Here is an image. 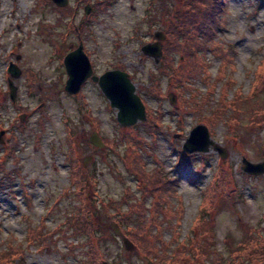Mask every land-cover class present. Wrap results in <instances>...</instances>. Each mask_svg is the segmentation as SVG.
I'll use <instances>...</instances> for the list:
<instances>
[{"label":"rangeland","instance_id":"obj_1","mask_svg":"<svg viewBox=\"0 0 264 264\" xmlns=\"http://www.w3.org/2000/svg\"><path fill=\"white\" fill-rule=\"evenodd\" d=\"M33 1L16 0L17 4L13 5L18 8L19 3V8L14 9V13L8 15L7 19L10 9H0V121L5 127L14 128L18 138L17 156L20 159L19 174L14 175L12 186L16 197H11L8 189L0 192V254L7 250L12 237L16 238L15 244L22 243L26 246L28 225L38 228L42 218L47 217L44 231H61L55 232L53 243L47 248H29L25 258L18 259V264H81L88 260L83 254L88 249L85 238H74L71 236L72 231L65 227L66 214L72 215L78 204L75 195L65 193L71 183L72 158L76 156L83 169L92 171L96 167L98 192L105 202L111 204V200L123 201L126 198L125 186H130L139 198L143 196V191L138 185L139 179L131 167V158L124 146L112 151L91 144L90 137L95 131L93 117L100 123L102 137H117L121 130L130 127L123 128L119 125L117 110L111 108L98 84L93 81L83 86L81 93L84 98L65 91L68 76L63 60L76 46H70L72 37L67 44L65 35L61 34L65 31L66 21L62 19L53 24L49 10L40 9L37 3L35 9H30ZM42 1L41 4L46 8L48 1ZM114 1L112 7L99 13L86 29L85 50L90 54L96 75L124 66L126 72L133 77L136 92L145 98L153 111L163 107V123L170 128L161 129L156 137L148 135L143 127L138 130L146 140L153 141L155 147L153 151L147 149L146 152L148 171H154L157 160H160L163 162L164 172L178 179L175 193L177 197L171 202L176 211L182 208L184 214L179 225L176 220L171 222L172 228L168 223L163 225L164 240L168 243L175 241L174 246H180L189 237L198 234L193 231L192 225L200 215L199 210L204 202L202 192L214 179L219 161L228 160L233 165L231 176L241 188V196L235 195L231 200L219 197L216 200L215 207L205 217L204 223L213 232L209 238L202 237L200 241H212L209 253L213 262L208 261V264H245L235 260L236 252L243 249L245 251L249 237L264 241V180L258 183L248 181L246 184L244 180L248 175L241 169L242 158L246 157L253 163L264 161V129L258 132L250 125V119L241 118L245 125L240 131L244 132L246 139L238 143L235 149L233 139L226 137L231 127L220 123L211 139L215 145L227 151L226 158L221 159L211 148L207 153L212 154L208 169L198 178L196 174L200 172L199 161L188 164L183 169L177 168L178 152L182 150L190 131L205 124L198 122L192 110L183 114V126L178 122V115L174 113L178 110L176 94L167 88V77L158 73L157 64L161 57L152 58L144 54L142 48L156 43L155 34L164 33L169 24L170 19L161 10L162 3L167 2L173 9H181L183 0ZM258 6L257 0H228V11L224 16L226 24L218 31L220 38L237 51L236 72L233 77L238 81L237 87L242 86L244 95L248 93L256 66L264 58V2ZM233 12L237 14L232 16ZM16 23L19 24L18 27ZM78 32L83 36L81 31L72 33ZM163 41H160L161 45ZM9 63H17V68L23 74L11 78L6 71ZM218 65L219 61L213 60L212 75L217 73ZM155 75L161 79L160 92L152 90L155 87ZM8 77L18 88L14 102L8 88ZM195 85L205 91L201 77L195 80ZM143 88L151 89L153 94L144 95ZM219 99L220 87L213 96V102H218ZM85 100L92 117L85 113ZM257 102L264 105V96H260ZM246 107L254 108L250 102L246 103ZM68 126L75 129L71 138L72 147L66 130ZM5 137H2L3 143L0 141L2 147L5 146ZM16 137H12L13 142ZM170 141H174V147ZM200 154L202 153L192 155ZM6 165L8 170L15 168L12 159H8ZM23 184L31 197L29 202V197L23 194ZM56 200L60 201L58 209L51 208ZM151 202L148 199V203ZM49 209L50 213L45 217ZM96 222L102 230L101 237L106 240L102 247L108 262L146 264L139 258L136 249L127 251L124 248L122 241L111 229L112 219L106 214V209L100 208ZM218 253L223 254V262L215 260L214 256ZM196 261L199 263V260ZM244 261L246 262L245 259Z\"/></svg>","mask_w":264,"mask_h":264},{"label":"trees","instance_id":"obj_2","mask_svg":"<svg viewBox=\"0 0 264 264\" xmlns=\"http://www.w3.org/2000/svg\"><path fill=\"white\" fill-rule=\"evenodd\" d=\"M257 1L259 2L258 7L264 2V0ZM39 2L41 3V0ZM114 2V0H109L107 3L102 4L99 9H96V12L87 21V28L99 13L108 11V8L112 7ZM87 3L90 2L87 1ZM162 6L163 15L167 16L170 21L163 33L165 39L162 43V56L157 68L160 76L167 77V88L176 94L178 110L174 113L178 115V122L183 126V114L192 110L198 122L208 127L211 137H214L215 129L220 123L230 126L231 129L226 137L229 140L233 139V147L236 149L237 144L246 139L244 132L240 131L245 125L241 118L250 119V125L255 127L254 130L258 132L264 129V105L257 102L260 96L261 98L264 96V58L256 66L248 93L244 95L242 86L237 87L238 81L233 77L236 72L235 58L237 51L234 46L227 45L218 34L219 29H223L226 24L224 16L228 11V0H183L181 9H173L167 2L162 3ZM88 56L90 57V54ZM177 56L179 59H177ZM213 60L219 61L215 75H212L211 72ZM114 69L126 72L124 66L114 67ZM155 77V87L152 90L160 92L161 79L157 78L156 75ZM199 77H201V82L205 86V91H202L196 85L194 86L195 80ZM131 78L133 80V77ZM219 87L220 99L218 102H213V96ZM143 92L144 95L151 96L153 94L151 89L143 88ZM231 92L232 96L230 97ZM80 96L84 98L82 93L79 94ZM142 98L146 107L147 120L145 122L121 130L117 137L110 138L100 135L102 142L109 150L117 151L120 146L125 147L131 158V167L137 179H139L138 185L141 186L143 191L141 198L136 195L130 186H125L126 198L123 201L111 200V204L105 202L98 192L99 182L96 167L94 166L92 171L86 170L79 166L76 156L71 160V183L65 193L71 192L75 195L78 204L75 206L72 215L66 214L65 227L67 230L72 231L71 236L74 238H85L88 249L83 254L88 257V260L85 258L86 260L82 261L81 264L117 263L108 262L103 251L102 246L106 240L101 237L102 230L96 222L100 208L106 209V214L133 243L139 258L146 264H208V261L213 262L209 253L212 249V241L210 239L200 241V238L207 239L213 232L211 228H206L204 223L205 217H208L215 207L216 200L219 197L231 200L235 195L237 197L241 196L239 193L241 188L233 181L231 176L233 165L228 160L219 161L214 179L202 192L204 202L199 210L200 215L192 225L193 231L198 234L189 237L181 245L179 244L182 248L174 246L175 241L166 242L164 240L163 225L168 223L169 227L172 228L171 222L175 220L179 225L184 210L181 208L176 211L172 205V199L177 197L175 193L177 192L178 179L164 172L163 162L157 160L154 171H148L147 169L145 160L147 149L153 151L155 147L153 141L149 142L145 136L141 135L142 133L138 130L139 127H143L148 135L152 134L156 137L158 131L161 132V129L170 128V126H164L163 117L165 112L163 107L160 106L156 111H153L145 98ZM249 102L254 108L248 109L246 107V103ZM83 103L85 113L92 117L91 110L87 107V101L85 100ZM240 103L241 105H239ZM14 104L16 105V102ZM37 110H39V107ZM92 122L94 130L100 134V123L94 117ZM0 130L6 132L5 146H0V192L8 189L10 196L15 198L16 194L12 191V186L15 181L14 175L19 174L20 159L16 150L18 138L15 136L14 128L5 127L1 121ZM66 130L72 147L73 141L71 138L75 133V129L68 126ZM12 137H16L15 142H13ZM173 142L170 141L172 147L175 146ZM71 152L73 153V149H71ZM177 156L176 166L179 169L186 168L188 164L199 161L200 172L196 174L198 178L208 169V162L211 160L212 154L185 155L180 149ZM8 159H12L15 168L7 169ZM248 178V176L245 177L246 184L249 181ZM122 181L126 184L124 180ZM23 194L25 197H29L27 199L29 202L31 197L24 184ZM148 199H151L152 202L148 203ZM59 205L60 201L56 200L51 208L58 209ZM48 213H50V209L45 217ZM46 218H42L38 228L28 225L25 238L26 246L22 243L15 244L16 238L12 237L7 244V250L0 254V264H14L18 259L23 260L31 247L47 248L50 246L53 243L52 238L55 232L61 230L57 229L54 233L45 232ZM63 234H65L64 231ZM263 245L264 241L261 238L249 237L245 251L244 249L237 251L235 260L238 261L239 259L245 264H264ZM170 250H172L171 253ZM222 255L221 253L215 254V260L223 262ZM241 257H244L247 263ZM196 259L199 260V263ZM20 264L23 263L20 262ZM230 264L234 263L230 262Z\"/></svg>","mask_w":264,"mask_h":264},{"label":"water","instance_id":"obj_3","mask_svg":"<svg viewBox=\"0 0 264 264\" xmlns=\"http://www.w3.org/2000/svg\"><path fill=\"white\" fill-rule=\"evenodd\" d=\"M58 4L65 3V0H52ZM157 40L154 44H148L142 48V52L152 58L162 56L161 40H164L163 33H156ZM64 67L67 73L65 91L71 95H77L88 79L98 84L102 94L109 101L111 108L116 109V119L123 128L135 126L137 123L147 120L146 107L141 97L136 92V86L132 82L130 74L119 69L108 70L102 75H94L91 60L84 51V44L69 52L64 57ZM13 78L20 75L10 63L8 70ZM10 96L12 101L16 96L17 88L13 85L9 78ZM5 131L0 132V141L3 143L2 137ZM90 142L94 147L104 148L105 145L100 135L94 131L90 137ZM213 148L221 157L225 159L227 151L217 145L211 139L209 129L206 125H198L194 127L187 137L182 150L184 153L192 155L195 153L207 154ZM242 171L249 176L264 175V161L261 163H253L246 157L242 158ZM111 229L114 234L122 241L127 251L135 249L133 243L121 232L119 226L112 221ZM17 264V263H15Z\"/></svg>","mask_w":264,"mask_h":264},{"label":"flooded vegetation","instance_id":"obj_4","mask_svg":"<svg viewBox=\"0 0 264 264\" xmlns=\"http://www.w3.org/2000/svg\"><path fill=\"white\" fill-rule=\"evenodd\" d=\"M47 1H48L47 7L45 8V7H43V5L38 0H34L31 3L30 9H35L36 3H37L38 6H40L39 7L40 9H46V11L49 10L51 12V14H52L51 22H53V24H56V21H60L62 19H63V21H66L65 31H63V33H61V34L65 35L66 43L69 44V42H71V37H72L73 42H72V44H70V46L78 47L80 43H83L84 46L86 47L85 41H86L87 21L93 16V14L96 12V9H99L102 4L107 3L109 0H89L90 3H87L88 0H65V3H63V4H58L57 2H54L52 0H47ZM9 11L10 12L6 15V19H7L8 15H11L12 13H14V9H10ZM16 26L18 27L19 24L16 23ZM73 31H75V32L81 31L83 36L80 34V32H78L77 34H74V33H72ZM91 64L93 67V74L96 75L92 61H91ZM9 65H10V63H9ZM9 65L7 66V70H8ZM16 65H17V63L16 64L13 63V67L17 71H20V75H21V73L23 74V71L21 69L17 68ZM131 77H132V75H131ZM87 82H92V80L88 79L86 81V83ZM83 86H82V88H83ZM8 88L10 90L9 80H8ZM21 116L22 115H20V117ZM248 177H249V181L255 182V183L262 182L264 180V175H262V176H251V177L248 176ZM238 261H239V259H238Z\"/></svg>","mask_w":264,"mask_h":264},{"label":"built area","instance_id":"obj_5","mask_svg":"<svg viewBox=\"0 0 264 264\" xmlns=\"http://www.w3.org/2000/svg\"><path fill=\"white\" fill-rule=\"evenodd\" d=\"M8 3H9V5H7ZM13 3L17 4L16 0H1L0 9H18L19 8V3H18V8H16V6L13 5Z\"/></svg>","mask_w":264,"mask_h":264},{"label":"clouds","instance_id":"obj_6","mask_svg":"<svg viewBox=\"0 0 264 264\" xmlns=\"http://www.w3.org/2000/svg\"><path fill=\"white\" fill-rule=\"evenodd\" d=\"M236 14H237V13H235V12L231 13L232 16H235Z\"/></svg>","mask_w":264,"mask_h":264},{"label":"bare ground","instance_id":"obj_7","mask_svg":"<svg viewBox=\"0 0 264 264\" xmlns=\"http://www.w3.org/2000/svg\"><path fill=\"white\" fill-rule=\"evenodd\" d=\"M64 64V63H63ZM105 97V96H104ZM106 98V97H105Z\"/></svg>","mask_w":264,"mask_h":264}]
</instances>
